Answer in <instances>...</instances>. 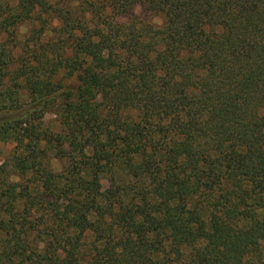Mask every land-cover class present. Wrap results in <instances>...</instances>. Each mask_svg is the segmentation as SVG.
<instances>
[{"label": "trees", "instance_id": "16d2710c", "mask_svg": "<svg viewBox=\"0 0 264 264\" xmlns=\"http://www.w3.org/2000/svg\"><path fill=\"white\" fill-rule=\"evenodd\" d=\"M7 144L0 264H264V0H0Z\"/></svg>", "mask_w": 264, "mask_h": 264}, {"label": "rangeland", "instance_id": "374dc122", "mask_svg": "<svg viewBox=\"0 0 264 264\" xmlns=\"http://www.w3.org/2000/svg\"><path fill=\"white\" fill-rule=\"evenodd\" d=\"M134 13H135L136 15H139V14H141V10H140L139 8H136V9L134 10ZM152 22H153L154 24L159 25V24H161L162 20H161L160 17H152ZM54 25H55V24H54ZM29 28H30V26L27 25V24L24 25V26H22V27H20V28H18V31H17V37H18L20 40H22V39L26 36L27 32L29 31ZM2 40H3V39H2ZM52 119H53L52 116H47V117H46V120H47V121H50V120H52ZM12 148H13V145H12V144H7V145H4V146H2V147L0 148V164H1V162L7 157L8 153L12 150ZM54 165H55L56 168H58L57 163H54ZM101 184H102V192H105V191H106V184H105V183H101Z\"/></svg>", "mask_w": 264, "mask_h": 264}]
</instances>
